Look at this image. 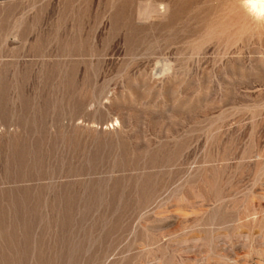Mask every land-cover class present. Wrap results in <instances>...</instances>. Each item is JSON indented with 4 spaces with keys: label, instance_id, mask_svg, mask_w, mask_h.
Instances as JSON below:
<instances>
[{
    "label": "rangeland",
    "instance_id": "obj_1",
    "mask_svg": "<svg viewBox=\"0 0 264 264\" xmlns=\"http://www.w3.org/2000/svg\"><path fill=\"white\" fill-rule=\"evenodd\" d=\"M243 3L0 0V264H264Z\"/></svg>",
    "mask_w": 264,
    "mask_h": 264
},
{
    "label": "bare ground",
    "instance_id": "obj_2",
    "mask_svg": "<svg viewBox=\"0 0 264 264\" xmlns=\"http://www.w3.org/2000/svg\"><path fill=\"white\" fill-rule=\"evenodd\" d=\"M243 4H244L243 7L246 8L254 16H257V18L258 17L263 18V16H264L263 15L264 14V0H244ZM245 12L247 13L246 10H245Z\"/></svg>",
    "mask_w": 264,
    "mask_h": 264
}]
</instances>
